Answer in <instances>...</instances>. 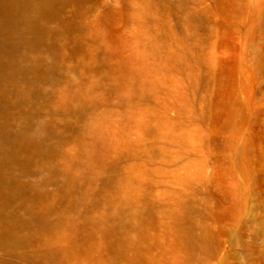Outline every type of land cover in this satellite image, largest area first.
<instances>
[{"label":"rangeland","instance_id":"1","mask_svg":"<svg viewBox=\"0 0 264 264\" xmlns=\"http://www.w3.org/2000/svg\"><path fill=\"white\" fill-rule=\"evenodd\" d=\"M30 36L0 261L264 264V0H55Z\"/></svg>","mask_w":264,"mask_h":264},{"label":"bare ground","instance_id":"2","mask_svg":"<svg viewBox=\"0 0 264 264\" xmlns=\"http://www.w3.org/2000/svg\"><path fill=\"white\" fill-rule=\"evenodd\" d=\"M54 4L55 0H0V108L8 104L10 85L25 96L24 100L38 95L28 78L30 72L38 70V64L26 62L25 48L35 43L36 37L30 35L38 31L41 18L53 9ZM20 81L28 84L26 90L19 88ZM32 144L33 139L26 131L12 133L6 128L0 129V246H23L31 240L29 234L17 231L25 224L15 213L8 211L7 205L18 191L17 183L8 177V171L23 150ZM39 218L45 221L43 215ZM0 264L6 263L0 261Z\"/></svg>","mask_w":264,"mask_h":264}]
</instances>
